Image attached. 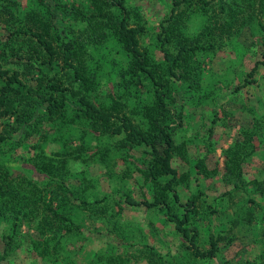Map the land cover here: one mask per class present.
Wrapping results in <instances>:
<instances>
[{
    "label": "trees",
    "instance_id": "obj_1",
    "mask_svg": "<svg viewBox=\"0 0 264 264\" xmlns=\"http://www.w3.org/2000/svg\"><path fill=\"white\" fill-rule=\"evenodd\" d=\"M171 2L156 35L162 53L157 60L141 47L145 27L127 0H0V224H8L0 236V264H16L6 260L21 246L22 226L29 233L27 264H78L77 250L72 251L81 231L78 213L106 199V194L93 196L87 168L93 163L109 168L114 153L128 150H141L133 171L151 194L139 200L125 194L124 201L162 209L193 257L217 254L220 235H210L207 248L198 244L196 196L182 200L179 194L188 176L172 163L179 150L174 138L180 124L178 96L199 91L200 56L245 27L264 34V0ZM192 17L202 20L194 36L184 25ZM98 47L115 50L125 60L114 66L115 93L106 89L101 99L106 83L99 77V61L104 65L105 59L97 54ZM255 121L257 133L260 124ZM241 134L247 137L244 126ZM260 143L251 137L235 140L223 151L231 192L247 194V184L260 183L247 181L242 168ZM13 157L24 158L44 179L17 171ZM206 157L196 162L197 173L216 174V165L207 170ZM73 162L82 165L78 185L71 180ZM102 259L100 264L126 262L119 254Z\"/></svg>",
    "mask_w": 264,
    "mask_h": 264
},
{
    "label": "rangeland",
    "instance_id": "obj_2",
    "mask_svg": "<svg viewBox=\"0 0 264 264\" xmlns=\"http://www.w3.org/2000/svg\"><path fill=\"white\" fill-rule=\"evenodd\" d=\"M58 1L69 4L79 0ZM127 2L136 7L145 27L140 37L141 47L162 60L156 35L160 23L170 13L171 0ZM201 23L200 18L192 17L184 24L186 32L194 36ZM97 54L105 59L104 65L99 61V77L106 83L99 91L101 99L106 89L115 93L114 66L125 60L122 54L108 48H99ZM200 61L199 91L178 96L180 124L174 138L179 150L172 163L179 173L188 176L187 183L178 187L181 199L196 196L200 205L198 214L193 216L199 231L198 244L202 249L207 248L209 236L220 235L217 254L214 258L193 257L186 247L187 241L166 219L162 209L124 201L125 194L137 200L150 198L151 194L141 176L133 171L142 157L141 150H128L123 154L114 153L109 168L100 163L87 168L94 186L93 196L99 198L106 194V199L95 208L78 213L81 231L75 234L72 248L73 252L77 250L78 264H100L107 254L121 255L126 259L125 264H264V34L245 27L239 35L216 46L213 52L200 56ZM257 62V69L250 74ZM255 120L260 124L257 133ZM242 126L247 137L238 135ZM250 137L261 143L242 163L243 175L247 181L256 180L261 184H247L248 197L241 191L231 192L232 185L224 179L223 151L235 140L245 141ZM17 153L22 150L18 149ZM204 156H207V170H213L216 165V174L197 173L196 162ZM11 164L29 177L44 179L22 157ZM70 166L71 180L78 185L77 171L82 165L73 162ZM7 226L5 222L0 224V236ZM21 230V246L6 261L27 264L31 260L27 249L29 233L25 226ZM1 244L0 240V248Z\"/></svg>",
    "mask_w": 264,
    "mask_h": 264
}]
</instances>
